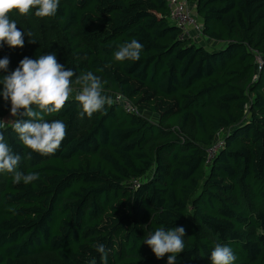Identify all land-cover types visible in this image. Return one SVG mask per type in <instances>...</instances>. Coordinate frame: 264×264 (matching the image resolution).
<instances>
[{
  "label": "trees",
  "instance_id": "16d2710c",
  "mask_svg": "<svg viewBox=\"0 0 264 264\" xmlns=\"http://www.w3.org/2000/svg\"><path fill=\"white\" fill-rule=\"evenodd\" d=\"M186 2L203 38L222 48L179 38L167 0H60L46 17L58 62L77 76L92 71L104 93L138 114L112 101L81 119L70 95L46 117L66 125L50 156L25 149L13 131L28 117L0 127L21 156L17 171L39 174L25 185L0 173V264H37L42 253L55 264H102L96 244L106 246L107 264H168L143 244L160 226L185 229L176 264H211L218 242L232 248L234 264H264V0ZM30 30L23 48H0L10 60L0 79L25 57L51 52L39 39L45 29ZM133 38L140 60L114 61ZM10 109L0 96V121ZM218 133L224 146L208 161Z\"/></svg>",
  "mask_w": 264,
  "mask_h": 264
},
{
  "label": "clouds",
  "instance_id": "9594fccd",
  "mask_svg": "<svg viewBox=\"0 0 264 264\" xmlns=\"http://www.w3.org/2000/svg\"><path fill=\"white\" fill-rule=\"evenodd\" d=\"M60 0H0V48L5 43L10 48H23L24 32L18 30L15 20L10 14L17 12L27 15L35 9V16L40 18L55 16ZM143 45L133 38L130 42L121 44L113 53L114 61H139ZM10 60L0 59V70L8 72ZM79 90L75 94L78 103L79 116L91 118L100 112L104 106L112 103L111 97L104 94V81L92 71L80 73L78 76L70 69L61 65L54 53L39 56L38 59L25 57L19 66L10 74L0 79L3 90L0 96L5 102H11V115H24L27 120H16L12 123L13 131L18 135L25 149L42 156L54 155L66 137V125L61 120L48 122L46 117L58 114L66 105L73 92L72 78ZM23 110V112H21ZM4 122L0 121V127ZM27 158H31L29 153ZM21 161L19 154L5 141L0 133V173L13 174V183L28 185L39 179L38 173L17 171ZM185 229L175 227L167 229L160 226L154 232H149L143 244L148 245L157 259L167 256L168 264H176L177 258L185 250ZM95 249L100 254L102 264H107L108 250L104 244H96ZM211 264H234L236 256L232 248L223 243H216L210 255ZM92 264H96L93 259Z\"/></svg>",
  "mask_w": 264,
  "mask_h": 264
},
{
  "label": "built area",
  "instance_id": "2783aa9c",
  "mask_svg": "<svg viewBox=\"0 0 264 264\" xmlns=\"http://www.w3.org/2000/svg\"><path fill=\"white\" fill-rule=\"evenodd\" d=\"M168 18L179 29L181 39H192L193 41H202V31L200 24L186 0H167ZM259 63L261 60L256 58ZM113 102L122 104L127 112L138 114L126 100L120 96H113ZM221 134L218 133L215 143L208 149V161L223 147Z\"/></svg>",
  "mask_w": 264,
  "mask_h": 264
},
{
  "label": "rangeland",
  "instance_id": "374dc122",
  "mask_svg": "<svg viewBox=\"0 0 264 264\" xmlns=\"http://www.w3.org/2000/svg\"><path fill=\"white\" fill-rule=\"evenodd\" d=\"M10 19L15 20V22L17 23V27L19 28L20 31L24 32V34L30 33L32 31L30 30V28H36V26L40 28V31H41V27L44 28L45 31L43 33H40L39 39L41 40L45 38L46 41L51 45L50 53H54L57 57V50H56L57 35L53 31V29L48 25L47 18H40L36 16L32 18H28L19 15L17 12H13L10 14ZM196 21L198 24H200V21L197 18ZM34 34H36V32ZM199 43H202V41H200ZM208 44H209L208 40L203 41V46H205V48L208 50H213L214 48L223 47L222 43H217L215 44V46L213 45V47H211ZM76 92L77 90H73L71 96H75ZM104 94L110 96L111 100L113 99V96L111 94L109 93H104ZM13 118L14 117L11 115V111H9V113L3 119L4 124L10 123L13 120ZM34 260L37 264H55V258L50 253H42L38 256H35Z\"/></svg>",
  "mask_w": 264,
  "mask_h": 264
},
{
  "label": "crops",
  "instance_id": "0c3cea01",
  "mask_svg": "<svg viewBox=\"0 0 264 264\" xmlns=\"http://www.w3.org/2000/svg\"><path fill=\"white\" fill-rule=\"evenodd\" d=\"M191 9H192V12H193V14H194V7H190ZM206 39H202V43H203V41H205ZM215 44H217L216 42H213V41H210L209 42V44L208 45H210L211 47H213V45L215 46Z\"/></svg>",
  "mask_w": 264,
  "mask_h": 264
}]
</instances>
